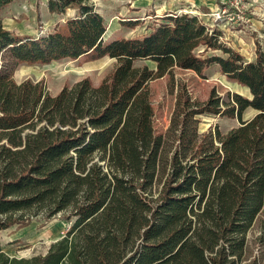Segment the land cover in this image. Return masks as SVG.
<instances>
[{
    "label": "trees",
    "instance_id": "16d2710c",
    "mask_svg": "<svg viewBox=\"0 0 264 264\" xmlns=\"http://www.w3.org/2000/svg\"><path fill=\"white\" fill-rule=\"evenodd\" d=\"M0 232L36 217L72 223L48 253L0 264H242L248 231L264 216V49L248 62L199 16H165L151 34L106 40L105 19L86 0H47L51 14L78 15L48 37L19 38L1 15ZM135 26V25H131ZM204 52L221 51L226 57ZM109 57L116 69L58 95L44 82L18 84L21 65ZM139 61H153L136 67ZM216 66L250 97L180 92L171 125L155 132L152 81L176 69ZM252 120H244L247 110ZM237 119L223 134L200 116Z\"/></svg>",
    "mask_w": 264,
    "mask_h": 264
},
{
    "label": "rangeland",
    "instance_id": "374dc122",
    "mask_svg": "<svg viewBox=\"0 0 264 264\" xmlns=\"http://www.w3.org/2000/svg\"><path fill=\"white\" fill-rule=\"evenodd\" d=\"M93 6L107 26L106 40L136 39L151 34V30L165 22V16L195 15L211 29L223 32V41L239 52L248 62H253L257 42L264 49V0H86ZM47 0H17L8 5L1 15L5 29L19 38L39 39L48 37L78 15L75 9L66 14H51ZM135 25V26H131ZM198 53L203 57L212 55L226 57L221 51ZM115 59L105 57L93 61L84 57L76 61L52 62L50 65H21L14 74L18 84L31 80L44 82L47 92L58 95L65 87H74L85 79L93 86L108 79L117 67ZM156 69L153 61H139L136 67ZM200 76L192 71L176 69L172 76L152 81L151 100L155 107V132L164 134L171 125L180 92L187 93L193 102H207L213 91L227 98L228 94L250 97L244 87L230 82L213 66ZM255 110H247L244 120H252ZM201 132L217 129L223 134L240 126L237 119L218 116H200ZM72 223L64 222L61 216L46 220L43 215L34 218L25 227L12 226L0 232L3 250L10 257L32 258L47 254L51 245L63 238ZM246 250L242 264H264V216L260 215L248 231Z\"/></svg>",
    "mask_w": 264,
    "mask_h": 264
},
{
    "label": "crops",
    "instance_id": "0c3cea01",
    "mask_svg": "<svg viewBox=\"0 0 264 264\" xmlns=\"http://www.w3.org/2000/svg\"><path fill=\"white\" fill-rule=\"evenodd\" d=\"M1 242H2V245H3V243H4V242H3V240H2V239H1ZM9 257H10V256H9ZM12 257H13V256H12ZM12 257H11V258H12Z\"/></svg>",
    "mask_w": 264,
    "mask_h": 264
},
{
    "label": "bare ground",
    "instance_id": "6f19581e",
    "mask_svg": "<svg viewBox=\"0 0 264 264\" xmlns=\"http://www.w3.org/2000/svg\"><path fill=\"white\" fill-rule=\"evenodd\" d=\"M246 91H248L246 88H244Z\"/></svg>",
    "mask_w": 264,
    "mask_h": 264
}]
</instances>
